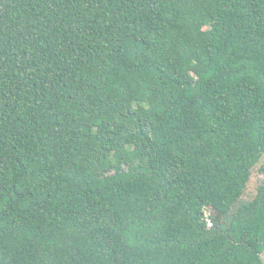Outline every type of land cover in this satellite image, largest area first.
I'll list each match as a JSON object with an SVG mask.
<instances>
[{
	"label": "trees",
	"instance_id": "obj_1",
	"mask_svg": "<svg viewBox=\"0 0 264 264\" xmlns=\"http://www.w3.org/2000/svg\"><path fill=\"white\" fill-rule=\"evenodd\" d=\"M263 155L264 0H0V264H261Z\"/></svg>",
	"mask_w": 264,
	"mask_h": 264
},
{
	"label": "rangeland",
	"instance_id": "obj_2",
	"mask_svg": "<svg viewBox=\"0 0 264 264\" xmlns=\"http://www.w3.org/2000/svg\"><path fill=\"white\" fill-rule=\"evenodd\" d=\"M264 165V155L261 157L260 162L252 169L249 181L245 187L243 195H252L255 192L256 185L260 178V173L258 171L259 166ZM210 210L206 211V215H208Z\"/></svg>",
	"mask_w": 264,
	"mask_h": 264
},
{
	"label": "flooded vegetation",
	"instance_id": "obj_3",
	"mask_svg": "<svg viewBox=\"0 0 264 264\" xmlns=\"http://www.w3.org/2000/svg\"><path fill=\"white\" fill-rule=\"evenodd\" d=\"M260 180L258 181V184L261 185L264 183V172H260ZM257 186V185H256ZM256 192V190H255ZM255 192L252 195H242L240 198H238V200L236 201L237 204H241L244 201H247L248 199H250L251 197H253V195L255 194ZM260 260H261V264H264V250L260 253Z\"/></svg>",
	"mask_w": 264,
	"mask_h": 264
}]
</instances>
